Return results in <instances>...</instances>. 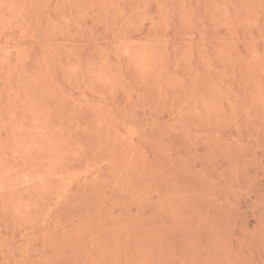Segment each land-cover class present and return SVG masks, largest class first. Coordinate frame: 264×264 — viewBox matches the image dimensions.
I'll use <instances>...</instances> for the list:
<instances>
[{"label": "rangeland", "instance_id": "rangeland-1", "mask_svg": "<svg viewBox=\"0 0 264 264\" xmlns=\"http://www.w3.org/2000/svg\"><path fill=\"white\" fill-rule=\"evenodd\" d=\"M0 264H264V0H0Z\"/></svg>", "mask_w": 264, "mask_h": 264}]
</instances>
